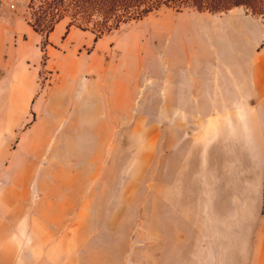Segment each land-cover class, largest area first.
<instances>
[{
  "label": "rangeland",
  "instance_id": "1",
  "mask_svg": "<svg viewBox=\"0 0 264 264\" xmlns=\"http://www.w3.org/2000/svg\"><path fill=\"white\" fill-rule=\"evenodd\" d=\"M253 2V8L219 11L163 6L97 40L92 29L68 27L66 16L52 37L62 28L65 34L51 41V32L36 34L31 25V0H0V23L16 28L22 20L34 37L20 38L33 45L38 39L44 50L39 60L28 59L38 89L26 113L15 114L21 100L0 98V173L14 151L31 159L34 215L46 202L37 192L66 199L64 210L51 213L67 221L63 230L76 239L77 264H183L188 252L192 256L194 228L187 212L171 204V176L187 145L185 132L170 122L171 67L217 64L222 77L241 79L242 94H249L253 53L264 47V0ZM49 43L55 54L47 51ZM3 77L5 94L10 84L4 70ZM106 80L124 83L126 90L105 91ZM203 101L207 112L227 114V134L237 119L234 109L253 124V98ZM242 131L236 128L234 145L246 154L253 127ZM224 141L232 144L233 138Z\"/></svg>",
  "mask_w": 264,
  "mask_h": 264
},
{
  "label": "crops",
  "instance_id": "2",
  "mask_svg": "<svg viewBox=\"0 0 264 264\" xmlns=\"http://www.w3.org/2000/svg\"><path fill=\"white\" fill-rule=\"evenodd\" d=\"M53 31L49 34L51 41L60 37L64 28L55 38ZM26 33L34 35L22 20L16 28L0 23V98L21 100L22 107L15 114L26 113L38 89L28 59L37 61L44 51L37 45L38 39L33 45L20 38ZM13 39L18 40L17 44L12 43ZM50 46L47 51L55 54ZM181 67H171L170 122L185 132L187 145L179 168L171 176V204L175 201L177 210L187 212L186 221L195 232L189 249L192 256L188 252L183 264H264V47L253 53L249 94H242L241 79L222 77L217 64ZM3 70L10 84L5 94L1 90ZM119 85L104 82L105 91L125 89L124 83ZM243 95L253 98L249 106L253 109V124L246 112L234 109L231 116L237 119L233 121V133L227 134V114L217 108L207 112L203 100L239 99ZM174 99L185 103L179 105ZM237 127L245 132L253 127V147H249L247 138L246 154L234 145ZM225 138H233L232 144L225 143ZM27 144L41 145L30 140ZM1 147L0 140V164ZM32 165L28 156L14 151L0 173V264H70V259L77 264L76 239H70L63 230L67 221L51 213L64 210L66 199L60 202L52 198L50 190L37 192L46 202L35 208L37 214H32ZM73 226L80 227L81 221L74 220Z\"/></svg>",
  "mask_w": 264,
  "mask_h": 264
},
{
  "label": "trees",
  "instance_id": "3",
  "mask_svg": "<svg viewBox=\"0 0 264 264\" xmlns=\"http://www.w3.org/2000/svg\"><path fill=\"white\" fill-rule=\"evenodd\" d=\"M253 1L256 0H31V25L37 32L50 33L57 22L69 16L68 27L92 29L97 40L121 24L142 19L163 6L219 11L241 4L253 8Z\"/></svg>",
  "mask_w": 264,
  "mask_h": 264
}]
</instances>
